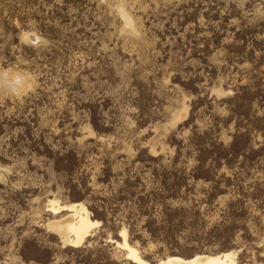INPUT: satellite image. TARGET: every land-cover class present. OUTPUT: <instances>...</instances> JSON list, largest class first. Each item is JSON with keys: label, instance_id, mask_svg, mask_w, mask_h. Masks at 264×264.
<instances>
[{"label": "rangeland", "instance_id": "1", "mask_svg": "<svg viewBox=\"0 0 264 264\" xmlns=\"http://www.w3.org/2000/svg\"><path fill=\"white\" fill-rule=\"evenodd\" d=\"M0 69V264H264V0H0Z\"/></svg>", "mask_w": 264, "mask_h": 264}, {"label": "bare ground", "instance_id": "2", "mask_svg": "<svg viewBox=\"0 0 264 264\" xmlns=\"http://www.w3.org/2000/svg\"><path fill=\"white\" fill-rule=\"evenodd\" d=\"M126 18V17H125ZM59 206L51 205L52 212L59 210ZM58 208V209H57ZM61 208H65L69 213L60 219L51 221L48 227L51 230H55L61 237L62 241L76 245L80 242L85 235H88V231L91 225H95L97 220H93L89 217V212L82 204H69L62 205ZM60 208V209H61ZM94 223V224H93ZM93 228V226H92ZM88 233V234H87ZM122 241L119 245L127 251V256L131 258L136 264H233L231 253L227 252L222 255H208V254H195L190 258H181L178 256H168L165 259H160L155 263H149L141 259L135 248H132L127 244L125 238V230L120 232Z\"/></svg>", "mask_w": 264, "mask_h": 264}, {"label": "clouds", "instance_id": "3", "mask_svg": "<svg viewBox=\"0 0 264 264\" xmlns=\"http://www.w3.org/2000/svg\"><path fill=\"white\" fill-rule=\"evenodd\" d=\"M26 77L22 73L11 74L0 69V92L19 94L26 86Z\"/></svg>", "mask_w": 264, "mask_h": 264}]
</instances>
